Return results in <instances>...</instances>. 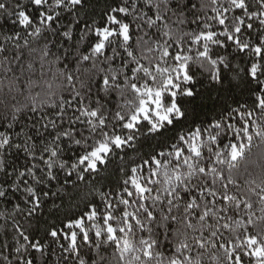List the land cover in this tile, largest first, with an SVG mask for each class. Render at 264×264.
<instances>
[{"label": "snow or ice", "instance_id": "snow-or-ice-1", "mask_svg": "<svg viewBox=\"0 0 264 264\" xmlns=\"http://www.w3.org/2000/svg\"><path fill=\"white\" fill-rule=\"evenodd\" d=\"M0 264H264V0H0Z\"/></svg>", "mask_w": 264, "mask_h": 264}]
</instances>
